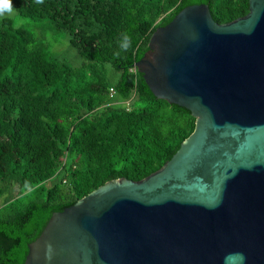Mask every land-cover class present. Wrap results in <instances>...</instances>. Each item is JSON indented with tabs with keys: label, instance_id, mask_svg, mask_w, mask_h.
<instances>
[{
	"label": "trees",
	"instance_id": "trees-1",
	"mask_svg": "<svg viewBox=\"0 0 264 264\" xmlns=\"http://www.w3.org/2000/svg\"><path fill=\"white\" fill-rule=\"evenodd\" d=\"M201 4L217 24L250 11L249 0H11L14 14L0 15V264H24L54 213L109 181L145 179L194 132L191 112L155 97L136 64L158 28ZM30 21L62 34L78 61L59 59Z\"/></svg>",
	"mask_w": 264,
	"mask_h": 264
},
{
	"label": "water",
	"instance_id": "water-1",
	"mask_svg": "<svg viewBox=\"0 0 264 264\" xmlns=\"http://www.w3.org/2000/svg\"><path fill=\"white\" fill-rule=\"evenodd\" d=\"M217 24L208 5L158 28L136 64L194 132L141 181L52 215L24 264H264V0Z\"/></svg>",
	"mask_w": 264,
	"mask_h": 264
},
{
	"label": "rangeland",
	"instance_id": "rangeland-1",
	"mask_svg": "<svg viewBox=\"0 0 264 264\" xmlns=\"http://www.w3.org/2000/svg\"><path fill=\"white\" fill-rule=\"evenodd\" d=\"M29 26L39 38H46L45 41L51 44L53 51L56 52L59 59H65L69 62L78 61L75 57L76 53L70 49L68 40L62 34L55 33L50 29L48 23L30 21Z\"/></svg>",
	"mask_w": 264,
	"mask_h": 264
},
{
	"label": "clouds",
	"instance_id": "clouds-1",
	"mask_svg": "<svg viewBox=\"0 0 264 264\" xmlns=\"http://www.w3.org/2000/svg\"><path fill=\"white\" fill-rule=\"evenodd\" d=\"M4 12L11 14L13 9L11 7V0H0V15H3ZM132 44V37L129 33L124 32L120 34L118 40V46L121 51H127ZM120 52H116L115 55H119Z\"/></svg>",
	"mask_w": 264,
	"mask_h": 264
},
{
	"label": "built area",
	"instance_id": "built-area-1",
	"mask_svg": "<svg viewBox=\"0 0 264 264\" xmlns=\"http://www.w3.org/2000/svg\"><path fill=\"white\" fill-rule=\"evenodd\" d=\"M113 94H114V92H113V90H111V96H113Z\"/></svg>",
	"mask_w": 264,
	"mask_h": 264
}]
</instances>
